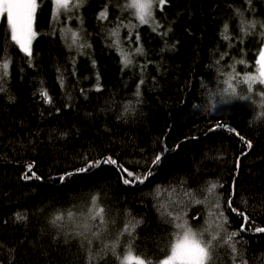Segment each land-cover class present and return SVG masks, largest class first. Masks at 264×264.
Returning a JSON list of instances; mask_svg holds the SVG:
<instances>
[{"label": "trees", "instance_id": "1", "mask_svg": "<svg viewBox=\"0 0 264 264\" xmlns=\"http://www.w3.org/2000/svg\"><path fill=\"white\" fill-rule=\"evenodd\" d=\"M129 1L37 0L31 56L0 16V264H160L185 221L218 222L209 264H264V0Z\"/></svg>", "mask_w": 264, "mask_h": 264}, {"label": "snow or ice", "instance_id": "2", "mask_svg": "<svg viewBox=\"0 0 264 264\" xmlns=\"http://www.w3.org/2000/svg\"><path fill=\"white\" fill-rule=\"evenodd\" d=\"M166 0H159V4L162 6ZM250 2V0H249ZM55 5L57 6L56 14L59 13L60 9L67 10L69 7L70 0H54ZM153 0H133V7L138 9V16L141 23H147L148 18L151 16V8H152ZM75 6H79V0ZM38 7L37 0H0V13H7V23L10 25L11 29V39L19 46L21 51H23L26 55L31 56V41L35 38L37 33L33 30V24L35 20V11ZM103 16L104 13H101ZM250 27H254L250 25ZM75 38V34H74ZM125 65H127V58L123 61ZM242 62V61H241ZM260 64L259 72V82L264 84V51L261 52L260 59L257 61ZM3 69H8V63H4L2 65ZM257 80L256 76L248 75L245 79V82L255 81ZM249 91H252V85L249 83ZM43 95H47L46 93H42ZM251 145L249 144V147ZM160 156H156L154 158V162H158ZM106 163L115 164L114 160L109 158ZM99 162L95 164H89L88 167L98 166ZM87 169H81L80 171H86ZM151 175V172L148 173ZM129 176L133 175V173L129 172ZM146 178V177H145ZM141 179V182H143ZM124 183L127 184L129 181L127 179L124 180ZM215 187V186H213ZM230 206V205H229ZM103 209H100L97 215H102ZM95 217H93L94 219ZM57 220L60 217L56 218ZM247 220V217H245ZM103 223L104 221L101 219L100 221ZM187 222L185 221L182 224H178L177 227L182 229V236L178 237L177 242L171 248V255L168 257L163 264H209L212 259V251L213 245L212 240L202 241L196 238V233L192 231L191 227H186ZM135 228V225H132V229ZM125 232H128L131 235V232L126 227L124 229ZM256 231L264 232V228H258ZM238 233H231L232 237L237 236ZM212 239H215L213 237ZM233 251H235V244L232 245ZM135 261V264H145V261L139 257H133L131 250H129L128 254L124 257V261L122 264H126L129 261Z\"/></svg>", "mask_w": 264, "mask_h": 264}, {"label": "rangeland", "instance_id": "3", "mask_svg": "<svg viewBox=\"0 0 264 264\" xmlns=\"http://www.w3.org/2000/svg\"><path fill=\"white\" fill-rule=\"evenodd\" d=\"M53 3H54V0H53ZM133 5V0H130L129 1V3H128V9L129 10H131L132 11V13H134V16L137 18V20H138V22H140V19H139V16H138V9L136 8V7H133L132 6ZM161 5L159 4V0H153V3H152V8H151V16L148 18V22L147 23H142V24H146V25H153L154 24V20H153V11H154V9L155 8H157V7H160ZM54 10L55 11H57V6L55 5V3H54ZM60 11H65V9L63 10V9H60L59 10V12ZM65 12H68V11H65ZM64 12V13H65ZM2 14H4L5 15V17H6V19H7V13L6 12H2V13H0V16L2 15ZM9 27H10V25H9ZM10 31H11V29H10ZM264 45V44H263ZM31 47V46H30ZM262 51H264V46L262 47V49L260 50V52H259V58H258V60L260 59V55H261V52ZM257 71H256V73L253 75V76H256L257 77V80H255V81H252V82H259V72H258V69L260 68V64H258L257 63ZM2 74H5V70H1L0 69V76L2 75ZM246 78V77H245ZM227 91H231L230 89H227ZM82 222H85V221H82ZM91 225H93V222L92 223H87V224H85V225H83L84 227H79L78 229H76L75 230V232L76 233H74V236H77L78 234H77V231H83L82 232V234L85 236V233H86V229H87V227L86 226H91ZM96 227H97V223L96 222H94V225H93V227L90 229V231L88 232V237L90 238V240L89 241H96V240H98V241H100V243H101V241H103L101 244H100V248L102 249V250H105V251H107V248H109L110 247V245H109V243H106V241L105 240H99V235H98V233L96 232ZM219 224H218V222L216 223V222H212L211 223V225H210V235H209V240L211 239L212 240V243H215V244H217V241H219L220 240V237L219 238H217V235H218V231H219ZM88 230V229H87ZM194 232V231H193ZM203 234L205 235L207 232H208V230L207 229H204L203 231ZM195 233V232H194ZM84 236H83V238H84ZM180 236H182V231H181V233H180ZM179 236V237H180ZM213 237H215V239H212ZM196 238L197 239H199L200 240V235L199 234H196ZM178 239V238H177ZM177 239L173 242V244H172V246L177 242ZM172 248V247H171ZM127 255V254H126ZM125 255V256H126ZM170 255H171V250H170ZM169 255V256H170ZM125 256H120V257H118V260H119V262H120V264H122V261H124V257ZM133 257H135V256H133ZM166 260V259H165ZM164 261V260H163ZM163 261H161V263L160 264H163ZM130 263H133V264H135V261L133 260V261H129V262H126V264H130Z\"/></svg>", "mask_w": 264, "mask_h": 264}]
</instances>
